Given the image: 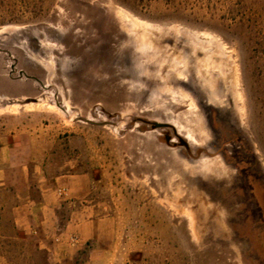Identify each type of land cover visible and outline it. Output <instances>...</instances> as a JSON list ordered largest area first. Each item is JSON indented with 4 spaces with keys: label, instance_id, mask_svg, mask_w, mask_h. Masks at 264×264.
I'll return each mask as SVG.
<instances>
[{
    "label": "rangeland",
    "instance_id": "374dc122",
    "mask_svg": "<svg viewBox=\"0 0 264 264\" xmlns=\"http://www.w3.org/2000/svg\"><path fill=\"white\" fill-rule=\"evenodd\" d=\"M15 135L46 177L83 178L111 233L48 251L0 201V264H264V0H0Z\"/></svg>",
    "mask_w": 264,
    "mask_h": 264
},
{
    "label": "crops",
    "instance_id": "0c3cea01",
    "mask_svg": "<svg viewBox=\"0 0 264 264\" xmlns=\"http://www.w3.org/2000/svg\"><path fill=\"white\" fill-rule=\"evenodd\" d=\"M26 137L15 135L14 141L0 143V201L12 225L22 233L35 231L40 247L48 251L60 249L53 241L56 232H61L63 237L77 233L85 242L105 232L110 235L109 219H89L90 213L86 211L90 208L80 207L89 195L83 178L77 175L46 177L45 157L37 154L34 144L28 143ZM61 188L68 190L75 209L57 197ZM55 252L51 256L59 260L56 256L59 253Z\"/></svg>",
    "mask_w": 264,
    "mask_h": 264
},
{
    "label": "bare ground",
    "instance_id": "6f19581e",
    "mask_svg": "<svg viewBox=\"0 0 264 264\" xmlns=\"http://www.w3.org/2000/svg\"><path fill=\"white\" fill-rule=\"evenodd\" d=\"M191 39H193V37H190ZM174 46V49H177L179 52L180 51H182L183 50V47L181 46V45H179V44H174L173 45ZM185 49V48H184ZM183 51H185V50H183ZM138 67V68H137ZM137 67H136V70L138 71L137 72V74H136V77L137 76H139L140 74H139V72L140 73H142L141 75H140V77H144V78H146L147 80H151L152 79V77L149 75V74H147V73H144L143 72V70H144V68H151L152 66H151V64L149 65V63H147V65L145 64V65H141V64H137ZM160 68V67H159ZM146 71V70H145ZM146 80V81H147ZM148 82H146V84H147ZM143 83H139V82H134L133 83V86L135 87V89H138V90H141V89H143V90H146L144 87H143ZM162 121V120H161ZM168 124V123H167Z\"/></svg>",
    "mask_w": 264,
    "mask_h": 264
},
{
    "label": "flooded vegetation",
    "instance_id": "af4514ba",
    "mask_svg": "<svg viewBox=\"0 0 264 264\" xmlns=\"http://www.w3.org/2000/svg\"><path fill=\"white\" fill-rule=\"evenodd\" d=\"M249 182V181H248ZM260 196V197H259ZM257 199L259 201V199L261 198V201L260 203H262V210H263V217H264V193L263 194H260ZM264 220V219H263ZM264 222V221H263ZM263 244H264V235H263Z\"/></svg>",
    "mask_w": 264,
    "mask_h": 264
},
{
    "label": "water",
    "instance_id": "95a60500",
    "mask_svg": "<svg viewBox=\"0 0 264 264\" xmlns=\"http://www.w3.org/2000/svg\"><path fill=\"white\" fill-rule=\"evenodd\" d=\"M163 127H165V124L157 123V122L153 123V128L154 129L163 128ZM167 140H168V138H167ZM182 143L184 144L183 141H182Z\"/></svg>",
    "mask_w": 264,
    "mask_h": 264
},
{
    "label": "built area",
    "instance_id": "2783aa9c",
    "mask_svg": "<svg viewBox=\"0 0 264 264\" xmlns=\"http://www.w3.org/2000/svg\"><path fill=\"white\" fill-rule=\"evenodd\" d=\"M71 242L75 245V244H78L79 241L76 237H72Z\"/></svg>",
    "mask_w": 264,
    "mask_h": 264
}]
</instances>
